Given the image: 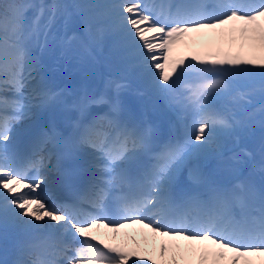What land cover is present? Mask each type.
<instances>
[{"label":"snow or ice","instance_id":"obj_1","mask_svg":"<svg viewBox=\"0 0 264 264\" xmlns=\"http://www.w3.org/2000/svg\"><path fill=\"white\" fill-rule=\"evenodd\" d=\"M106 7L131 66L158 94L174 101L188 74L202 78L199 87L186 85L191 122L183 140L158 143L151 125L123 119L120 101H111L109 114L77 122L71 139L72 154L89 157L85 193L75 203H49L44 158L16 167L7 142L34 107L64 102L65 90L51 89L39 74L31 45L40 46L41 38L46 45L56 22L67 24L71 14L60 0L0 4V228L29 237L16 264H264V190L238 182L212 187L207 199L176 194L185 169L192 184L206 182L200 159L218 148V129L231 132L255 121L247 109L248 121L225 117L211 97L236 93L245 104L256 92L264 97V0H121ZM203 36L207 51L187 63L173 56L175 45ZM96 103L109 102L83 95L73 106L83 113ZM259 117L264 127V105ZM59 136L55 126L44 131L33 154ZM133 225L141 226L143 240L125 233L124 242L113 244L96 234L104 228L116 239ZM77 240L79 246L72 243Z\"/></svg>","mask_w":264,"mask_h":264},{"label":"rangeland","instance_id":"obj_2","mask_svg":"<svg viewBox=\"0 0 264 264\" xmlns=\"http://www.w3.org/2000/svg\"><path fill=\"white\" fill-rule=\"evenodd\" d=\"M94 1H96L95 4L98 5L97 9L100 12H105L107 10L105 7L99 6L100 4H102L100 2L101 0H94ZM105 1L107 2V5L121 2V0H105ZM60 2L63 3V0H60ZM27 15H28L29 22H30L31 21V17L34 15V12L29 11L27 13ZM90 19H91V17H90ZM105 20L108 21L107 23H110L112 25L116 23L115 20H113V19H111L109 17H105ZM67 27H69L71 33L74 34L75 28H74V23H73L72 19L70 18L68 20L67 24H65L63 19H59L56 22V24L54 25V27L52 28V31H51V33H50V35L48 37L47 43H46V46L55 47V51L53 52V54L55 56V59L58 60V61H61V62L62 61H64V62H68L69 61L68 56H66L65 54H66V52H68L70 50V46L66 45V41H65V38H64V36L67 34V31H68ZM100 35H101V33H100ZM65 37L67 38L66 40L68 41V36H65ZM199 38L200 37H196L195 38L196 41ZM74 41H75V44H76V42L78 43V39H75ZM43 44H44L43 38H41L40 46H38L36 44V42L32 43L34 48L38 49V50H40V48H42ZM196 44H197V42H196ZM194 45H192V46H194ZM186 48H187V44H178L177 47L174 46L173 47V56L176 57L177 55H180L182 52L187 53V49ZM194 49H196V48H194ZM82 53H83V51H82ZM84 53H85V57H86L87 54H88L87 51H84ZM177 53H179V54H177ZM202 53L203 52H201V54ZM89 64H91V66H92L93 63L89 62ZM62 75H65L66 79H69V77H70V79L73 78V75H71V74H69V73H67L65 71H63ZM70 79L68 80V82L72 86V83H71ZM33 113H35V111H33ZM240 120L248 121V116L247 115H241L240 116ZM255 120H256V116H255ZM250 122H252V121H248V124ZM243 128L244 127H242L241 129H243ZM241 143H243V142H241ZM239 145H241V144H237V146H239ZM219 148H221V143H220V138L218 137V148H217V145H214L212 149H209V151L219 150ZM209 153L210 152H208V150H206V152L204 154L206 155V154H209ZM128 236L129 237L136 236L137 239L143 240L142 235L141 234L138 235V233H136V232H132V233L128 234ZM111 237H112V234H110V233H107V235L105 236V238L112 240ZM122 239H126L125 235L124 236L120 235L118 238L113 239V240H122ZM128 242H129V246H132L131 245V241L129 240ZM156 244L158 245L159 241L156 242ZM149 246H150L149 249H151V243H149L148 247ZM129 264H131V263L129 262Z\"/></svg>","mask_w":264,"mask_h":264},{"label":"bare ground","instance_id":"obj_3","mask_svg":"<svg viewBox=\"0 0 264 264\" xmlns=\"http://www.w3.org/2000/svg\"><path fill=\"white\" fill-rule=\"evenodd\" d=\"M67 29H68V31H67V34H66L65 36H68V37L70 36V37H71L72 33H71V31H70V28L67 27ZM66 45H67V46H70V48L74 46L73 43H71V44L66 43ZM53 49H55V47H52V50H53ZM74 49H75L74 51H75L76 54H80V51H79L77 48H74ZM68 52L70 53L71 50H69ZM51 55H53L52 52H46V54H44V58H45V61H46V62L49 63V58L51 57ZM71 57H73L72 53H71ZM74 61L77 62L78 59H77V58H74ZM52 64H53V63H52ZM69 64L74 65V66H77L76 64L73 63V61H69ZM72 67H73V66H72ZM47 181L49 182V180H47ZM138 230L141 231V227H138ZM143 231L147 232L148 230H147V229H144Z\"/></svg>","mask_w":264,"mask_h":264},{"label":"trees","instance_id":"obj_4","mask_svg":"<svg viewBox=\"0 0 264 264\" xmlns=\"http://www.w3.org/2000/svg\"><path fill=\"white\" fill-rule=\"evenodd\" d=\"M7 2V0H0V4Z\"/></svg>","mask_w":264,"mask_h":264}]
</instances>
